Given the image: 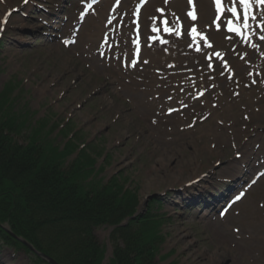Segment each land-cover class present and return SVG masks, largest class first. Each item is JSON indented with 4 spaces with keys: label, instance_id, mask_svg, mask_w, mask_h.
<instances>
[{
    "label": "rangeland",
    "instance_id": "obj_1",
    "mask_svg": "<svg viewBox=\"0 0 264 264\" xmlns=\"http://www.w3.org/2000/svg\"><path fill=\"white\" fill-rule=\"evenodd\" d=\"M53 2L0 0V22L7 17L6 23H0V99L10 102L8 97H14L7 112L21 114L30 124L15 134V140L26 144L32 128L41 125L43 131L36 135L48 136L64 147L72 142L69 135L82 129L72 140L80 149L96 142L100 154L93 143L88 151L98 166L103 164L99 174L104 182L113 176L123 178L122 184L134 193L135 206L154 194L159 198L142 222L159 237L157 264H264V207L260 206L264 203V178L226 218L217 217L229 195L249 180L262 162L261 157L245 155L250 148L264 155L262 78L249 82L252 88L242 85L240 89L241 81L225 82L226 77H218L223 85L200 99L194 91L181 113L166 116L163 111L161 115L160 106L146 107L144 101H149L147 95L152 93L141 96L147 88L131 85L132 75L91 59L84 31L91 24L81 30L79 44L64 47L49 27L52 21L46 11ZM63 29L70 33L68 26ZM238 60L230 57L232 64ZM100 68L104 71L99 72ZM195 68L199 71L203 65ZM246 68L241 67L245 74ZM202 118L206 120L202 122ZM67 124L75 130L58 133ZM257 131L263 134L261 138ZM218 145L220 154H212ZM78 150L67 158L66 165L80 159ZM237 153L243 157L238 159ZM242 160L248 164L246 168L241 166ZM234 164L244 171L243 180L222 182ZM196 175L204 177L188 186L187 180ZM232 185L235 187L228 193ZM95 233L101 244H107L109 228ZM32 257L24 248L0 240V264H36Z\"/></svg>",
    "mask_w": 264,
    "mask_h": 264
},
{
    "label": "trees",
    "instance_id": "obj_2",
    "mask_svg": "<svg viewBox=\"0 0 264 264\" xmlns=\"http://www.w3.org/2000/svg\"><path fill=\"white\" fill-rule=\"evenodd\" d=\"M6 108V99H0V220L61 264H102L105 247L94 229L132 215L134 193L123 192L117 178L107 186L89 181L92 170L85 165L66 168V151L49 153L34 140L27 146L13 143L11 134L25 123L6 116ZM147 219L113 232L110 264H156L159 237L142 224Z\"/></svg>",
    "mask_w": 264,
    "mask_h": 264
},
{
    "label": "snow or ice",
    "instance_id": "obj_3",
    "mask_svg": "<svg viewBox=\"0 0 264 264\" xmlns=\"http://www.w3.org/2000/svg\"><path fill=\"white\" fill-rule=\"evenodd\" d=\"M25 3L28 2V0H24ZM96 0H92V3H95ZM117 2H119V0H117ZM189 2H191V0H189ZM92 3L87 4L85 10L83 12L80 13V18L83 19L85 14L92 8ZM216 3V9H217V21L220 20L221 14L224 13L225 11L230 12L231 13V17L230 19H228L227 21V25H228V30L235 32L239 35H242L245 40L248 39V35L245 33L244 30H247L251 27L249 21L250 20H257V16L255 14V11L253 10V5H260V6H264V0H230L231 6L225 8L222 0H215ZM237 4L239 5V8L237 7ZM242 9V13L241 10ZM188 15L195 20L196 16L194 11L193 12H189ZM261 19L257 21V28L264 32V10L261 11ZM241 19H242V23H241ZM7 22V17L4 18V20L0 23H6ZM165 23H167L165 21ZM217 27H219V23H217ZM0 30H2V28H0ZM156 29H154L155 31ZM166 31H171V29L166 28ZM192 34L194 36V39L196 38V36L200 35L199 33H197V30L195 27L192 28ZM176 35H180V32L177 31ZM204 39L206 40V37H204ZM259 39L261 41H264V35H261L259 37ZM65 44L69 43V41H64ZM134 43H138V41H134ZM209 47H211V45H208ZM253 48L258 47V45L256 44H252L251 45ZM199 51V48L197 49ZM214 55H216L217 58H221L220 53H214ZM209 59H211V57H209ZM133 66L135 65V60H133ZM209 68L212 67V65L209 63L208 65ZM224 67L227 68V62H224ZM199 95H203V93H199ZM237 155H239V153H237ZM253 184L256 183L255 180L252 181ZM249 187H251V185H249ZM245 195V192L241 191L238 195H236L235 200L233 201V203H235V201H239L241 200V198ZM225 212H227V209H225ZM225 212H222L221 215H224ZM238 231V230H237Z\"/></svg>",
    "mask_w": 264,
    "mask_h": 264
},
{
    "label": "bare ground",
    "instance_id": "obj_4",
    "mask_svg": "<svg viewBox=\"0 0 264 264\" xmlns=\"http://www.w3.org/2000/svg\"><path fill=\"white\" fill-rule=\"evenodd\" d=\"M181 1L182 0H179V1L174 2L173 7L176 8V9H182L181 4H180ZM199 4H200V11H201V20L204 21V20L209 19L211 6L209 5V3L206 0H199ZM95 26H97V28H98L97 34L96 35L89 36V37L95 36L97 38L99 36V34L101 33L100 24H95ZM160 57H162V55H160ZM142 108H144V107H142ZM256 133H257V135H256L257 138H261V136L263 135L260 131H257ZM216 139L218 140L219 138L217 137ZM239 145H242L241 142H239ZM219 149H220V146L218 145L216 147V149H215L216 151L215 150H212L211 151L212 154H214V155L215 154H220ZM245 153L246 154L247 153H250V149L247 152H245ZM244 161L245 160H243L242 162H244ZM242 162H240V164H242ZM239 175H242L241 169L238 168L237 166H234L232 170H229V173H228V175L226 177H232V178H234V177H238ZM196 177H197V175L194 176L192 179H194ZM190 180L191 179L187 180V182L190 181Z\"/></svg>",
    "mask_w": 264,
    "mask_h": 264
},
{
    "label": "water",
    "instance_id": "obj_5",
    "mask_svg": "<svg viewBox=\"0 0 264 264\" xmlns=\"http://www.w3.org/2000/svg\"><path fill=\"white\" fill-rule=\"evenodd\" d=\"M43 256L46 257L49 260L50 263H52V264H58L54 259H52V258H50V257H48L46 255H43Z\"/></svg>",
    "mask_w": 264,
    "mask_h": 264
}]
</instances>
